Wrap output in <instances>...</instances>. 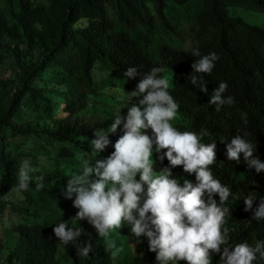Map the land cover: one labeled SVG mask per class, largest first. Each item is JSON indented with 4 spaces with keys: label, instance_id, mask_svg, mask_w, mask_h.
<instances>
[{
    "label": "trees",
    "instance_id": "obj_1",
    "mask_svg": "<svg viewBox=\"0 0 264 264\" xmlns=\"http://www.w3.org/2000/svg\"><path fill=\"white\" fill-rule=\"evenodd\" d=\"M193 1L201 9L184 29L194 35V49L201 55L215 52L218 56L212 72L205 75L207 93L188 83L190 66L198 57L163 44L155 45L147 37L157 25L169 26L164 14L167 7L185 6ZM2 3L0 63L4 56L11 58L15 75H0V217L10 203L15 171L23 158L27 160V150L56 163L54 167L33 165L29 189L22 193L20 206L14 211L31 213L25 199L36 203L34 193L38 191L43 203L34 217L39 222L13 228L19 240L3 264H156L155 253L147 251L146 242L136 244L125 226L101 239L87 223L80 221L78 226L84 232L77 241L63 245L52 233L54 225H50L68 220L77 211L71 199L64 197V186L78 167L77 153L90 152L88 140L93 138L94 130L106 129L111 123L114 107L120 106V92L135 87L138 77L128 81L121 77L122 70L129 66H136L139 74L159 67L160 76L170 75L172 86L168 91L179 106L174 126L181 131L205 129L209 135L203 142L215 140V162L209 167L213 176L229 187V200L225 203L229 215L224 225L229 229V250L236 243L254 245L264 241V222L252 219L258 197L264 196V172L257 174L247 169L242 160L228 161L224 155L228 139L247 133L245 138L256 144L255 155L264 161V0ZM247 8L261 26L247 21L243 15ZM38 81L43 82L42 89L35 86ZM221 81L228 85L224 96H231L233 102L217 111L214 105L207 104L208 95ZM101 84L105 88L101 89ZM28 107L35 119L16 122ZM118 135L119 132L110 134V141ZM158 155L153 153L152 157L155 168L167 166L166 159H156ZM102 157L105 156L100 153L95 159ZM172 172L181 182L196 183L195 174L183 172L181 166ZM37 183L42 185L39 190L35 188ZM252 192L257 193V199L245 211L243 198ZM49 206L50 220L40 214ZM68 226L77 225L69 221ZM87 242L91 244L88 257H81L76 247ZM218 259V253L212 254L211 264H217ZM256 264L264 261L258 260Z\"/></svg>",
    "mask_w": 264,
    "mask_h": 264
},
{
    "label": "clouds",
    "instance_id": "obj_2",
    "mask_svg": "<svg viewBox=\"0 0 264 264\" xmlns=\"http://www.w3.org/2000/svg\"><path fill=\"white\" fill-rule=\"evenodd\" d=\"M191 55L198 59L190 66L188 83L207 93L205 75L212 72L218 56L215 52L201 55L198 49H193ZM160 72L159 67L143 74L137 72L136 66L122 70L125 81L134 77L138 81L131 91L120 92V107L112 112L108 127L94 130L93 138L88 140L87 153L94 155L81 150L77 153L78 167L68 176L63 193L77 211L68 220L50 224L54 225V237L63 245L77 241L84 232L79 222L84 221L101 239L113 230L127 227L136 244L146 242L147 251L155 253L156 264H211L212 254L217 253V264L264 261V241L254 245L236 243L229 250V229L224 227L229 215L225 206L229 187L215 178L209 167L215 162V140L203 142L209 135L205 129L181 131L174 126L179 106ZM227 87L226 82H219L208 95L207 104L214 105L217 111L222 105L231 104L233 98L224 96ZM123 108L127 111L122 115ZM117 132V138L110 141L109 135ZM246 136L247 133L236 134L228 139L224 155L228 161L242 160L247 169L257 174L264 172V161L255 155L256 144ZM110 144V153L95 159ZM153 153L160 154L156 159H166L168 165L155 168ZM176 166L185 173H194L196 183L181 182L172 172ZM30 171L34 168H29L27 160L19 162L11 189L13 196L20 197L29 189ZM41 187L40 183L35 184L37 190ZM255 199V192L243 198L245 211L252 208ZM252 219L264 222V196L258 197ZM69 221L77 226L69 227ZM90 248L87 242L78 245L76 252L88 257Z\"/></svg>",
    "mask_w": 264,
    "mask_h": 264
},
{
    "label": "rangeland",
    "instance_id": "obj_3",
    "mask_svg": "<svg viewBox=\"0 0 264 264\" xmlns=\"http://www.w3.org/2000/svg\"><path fill=\"white\" fill-rule=\"evenodd\" d=\"M2 4V0H0V5ZM200 9L201 8L198 6V2L196 1H193L185 6L171 4L164 11L165 17L169 22V26L165 24L157 25L156 30L153 33L148 34L147 37L152 38L155 45L163 44L184 53H192V50L194 49V35L188 34L184 28L192 24L191 22L195 19V16L198 13L197 11H200ZM0 10H4V8H0ZM252 12L253 11L251 9L247 8L243 10V15L247 18V21L249 23L261 26V22L258 20H254L251 16ZM156 15L157 14H155V16ZM133 35L136 36L135 34ZM8 72H11L12 75H15V67L12 63L11 58L4 56L3 62L0 63V75L6 74ZM168 76L167 74H165L163 78L168 80L169 88H171L172 79ZM42 83V81H38L35 86H37L39 89H42ZM100 88L103 89L105 87L103 84H101ZM119 107L120 106H115L114 110H117ZM123 110L124 109H121L122 115L125 113ZM31 118L35 119V117H33L32 109L28 107L23 112H21V114L15 119V121L18 123H23L24 120L26 121ZM111 150V145H109L101 153V156H107ZM26 153L28 154L27 161L29 163V168H34L33 165L37 167H41L42 165L47 164H49L51 167L56 166V163L54 161L44 159L41 161L40 158L42 156H33L28 150L26 151ZM24 159L25 158H23L22 161ZM33 172L34 171H30L29 175H31ZM40 194L41 193L38 191L34 193L35 197L37 198L36 203L29 202L25 199V202L30 208L31 213H25L22 211L15 212L14 209L20 206L18 205V202L22 198L21 196H10V203L6 206L5 213L0 217V264H3L7 253L13 251L18 243L19 239L18 236L12 232L13 228L19 224L34 225L39 222L38 218L34 217V213L38 212L43 203V199H41ZM49 208L50 206L45 211H40V214L42 213L41 215H43L44 219L50 220V216L48 214Z\"/></svg>",
    "mask_w": 264,
    "mask_h": 264
}]
</instances>
